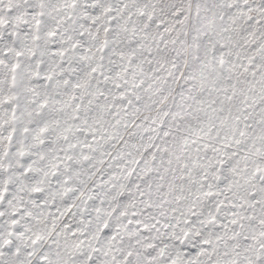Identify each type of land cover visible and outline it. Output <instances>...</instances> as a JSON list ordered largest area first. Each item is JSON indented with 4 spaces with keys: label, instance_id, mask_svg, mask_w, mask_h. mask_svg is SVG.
I'll list each match as a JSON object with an SVG mask.
<instances>
[{
    "label": "snow or ice",
    "instance_id": "snow-or-ice-1",
    "mask_svg": "<svg viewBox=\"0 0 264 264\" xmlns=\"http://www.w3.org/2000/svg\"><path fill=\"white\" fill-rule=\"evenodd\" d=\"M0 264H264V0H0Z\"/></svg>",
    "mask_w": 264,
    "mask_h": 264
}]
</instances>
